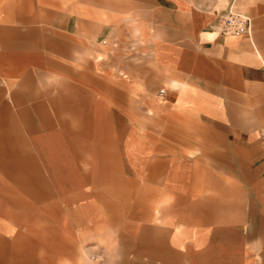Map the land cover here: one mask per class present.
Masks as SVG:
<instances>
[{"label": "crops", "instance_id": "obj_1", "mask_svg": "<svg viewBox=\"0 0 264 264\" xmlns=\"http://www.w3.org/2000/svg\"><path fill=\"white\" fill-rule=\"evenodd\" d=\"M229 11L251 17L250 36L212 31ZM99 56L133 83L95 76ZM147 67L166 87L146 99L165 114V157L143 153ZM99 84L101 97L78 88ZM94 107L119 133L138 118L132 150L124 137L97 159L134 168L83 166L110 131ZM263 134L264 0H0V264H264ZM110 175L135 179H95Z\"/></svg>", "mask_w": 264, "mask_h": 264}, {"label": "rangeland", "instance_id": "obj_2", "mask_svg": "<svg viewBox=\"0 0 264 264\" xmlns=\"http://www.w3.org/2000/svg\"><path fill=\"white\" fill-rule=\"evenodd\" d=\"M137 39L136 37H134V33H130V35L127 37V42H125L126 44H141L142 46L147 45V41L145 39L140 40L139 41L135 40ZM141 39V38H140ZM135 40V41H134ZM111 43V42H110ZM118 45H120V42L116 43ZM142 56V60L143 61H148L149 60V53H145L143 52L141 54ZM133 57H134V53L130 52V53H125V58L126 61H131L133 62ZM99 60L97 62V64H95V76H97L98 78H101L103 75L109 76V78L111 79V82H113L114 80L123 78L126 82L128 83H133V70L132 69H119V68H110V70H108V73L105 69H103V66L101 64L102 60H101V56L98 57ZM112 61V60H111ZM132 64V63H131ZM112 65V64H111ZM150 69L149 67L147 68H143L142 69V75H141V88H142V116H141V126H142V142H143V153H147L146 155L148 156H159V157H165V153H158L155 154V148L156 146L160 147L163 146L165 143V125H166V120L164 118V112H157L154 110H151V107L149 105V101L150 100H146L147 98H150V96H154L157 102H163V98L160 96V91L163 89H166V87L164 85H155V80L153 81L151 79V75H150ZM113 80V81H112ZM151 83H153L151 85ZM154 86L155 90L153 92H151V87ZM93 87V91L95 94H97L96 96L101 97V92H102V85H95V86H82L79 85L78 88L79 89H83L86 91L89 88ZM111 87H115L114 85L111 84ZM80 97V96H78ZM96 98V97H95ZM80 103V102H79ZM98 102H94V104L97 105ZM112 104L113 102H110L111 105V109H112ZM95 116H93V127L94 129H101L102 125L99 124L98 125V121H101V119H104V121L106 120V122L109 123L110 126V131L106 132H93V140L90 141V139L87 140V148H86V153L87 156L90 157V160H85L84 163V167L86 168H90V169H112L113 172L115 171V173L119 172V169H123L124 167L126 169L129 168H134L133 165V160H125V164L123 160H97L99 159L101 156V151L105 148L106 151L109 150V152L111 153V158L113 157H118V152L121 149L122 145H123V138H126V144H127V148H129V150H132L133 148V142H129V136L133 135V133H131L130 131L128 132V130H132L133 125L135 124V121L138 120V118H135L132 113L131 115H127L126 117V125H127V132L125 134L123 133H119L118 130V117L115 115L109 116V117H102V116H97L96 117V113H100L103 112L101 109H98L96 107H94V111ZM112 113V111L110 112ZM72 119L73 120V126L76 128L77 126L80 128L82 125V118L74 116V117H69L67 118ZM101 123V122H100ZM139 124V121H138ZM104 129H107V127L105 126ZM92 134V133H91ZM79 135H81L79 133ZM86 133H83L82 136L85 137ZM101 138L105 139L102 140ZM152 147V150H150V148ZM16 150V149H15ZM17 151V150H16ZM17 153H19L24 160H33L32 154L26 150H21V151H17ZM128 155V154H127ZM145 155V156H146ZM144 156V155H143ZM102 158V157H101ZM92 159V160H91ZM123 161V162H122ZM150 164L149 161L143 160L142 164L140 165L141 168L145 169L146 167H148V165ZM95 179L99 180V181H103V183H108L111 186H117L119 184V181H123V179H125V183L123 182V184H125L126 186L128 185H133V179H135L134 177L131 176H126L124 177H119L116 175H110L108 177L106 176H101V177H95ZM122 183V182H120ZM144 182H142L143 184ZM179 230H183L181 227L179 228ZM89 248H87V253H88ZM94 250V249H93ZM98 249H95V251ZM92 251V249H91ZM89 251V252H91ZM88 258L91 260V254H88Z\"/></svg>", "mask_w": 264, "mask_h": 264}, {"label": "built area", "instance_id": "obj_3", "mask_svg": "<svg viewBox=\"0 0 264 264\" xmlns=\"http://www.w3.org/2000/svg\"><path fill=\"white\" fill-rule=\"evenodd\" d=\"M212 31L219 36L244 37L250 36L252 30V19L247 14L229 11L218 18L211 27ZM160 96H165V91H160ZM264 141V134L262 135Z\"/></svg>", "mask_w": 264, "mask_h": 264}]
</instances>
